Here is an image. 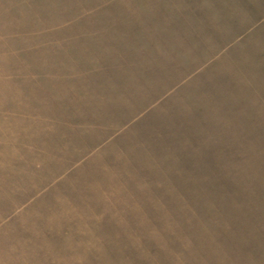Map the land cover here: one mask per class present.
I'll list each match as a JSON object with an SVG mask.
<instances>
[{
    "label": "rangeland",
    "instance_id": "374dc122",
    "mask_svg": "<svg viewBox=\"0 0 264 264\" xmlns=\"http://www.w3.org/2000/svg\"><path fill=\"white\" fill-rule=\"evenodd\" d=\"M0 264H264V0H0Z\"/></svg>",
    "mask_w": 264,
    "mask_h": 264
}]
</instances>
